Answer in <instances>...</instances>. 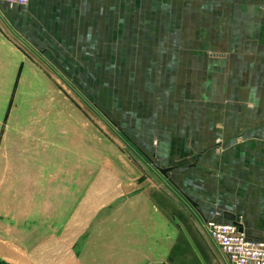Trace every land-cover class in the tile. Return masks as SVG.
Instances as JSON below:
<instances>
[{
    "label": "rangeland",
    "instance_id": "obj_1",
    "mask_svg": "<svg viewBox=\"0 0 264 264\" xmlns=\"http://www.w3.org/2000/svg\"><path fill=\"white\" fill-rule=\"evenodd\" d=\"M241 2L121 0L122 21L106 7L103 29L38 0L28 17L0 16V264H228L199 201L222 179L209 157L225 150L214 90L264 79L221 67L234 30L194 9L229 22ZM205 83L198 124L176 117L161 134L184 101L190 121L194 94L179 86ZM152 163L180 170L165 178Z\"/></svg>",
    "mask_w": 264,
    "mask_h": 264
},
{
    "label": "crops",
    "instance_id": "obj_2",
    "mask_svg": "<svg viewBox=\"0 0 264 264\" xmlns=\"http://www.w3.org/2000/svg\"><path fill=\"white\" fill-rule=\"evenodd\" d=\"M106 1L38 0L40 2L38 9L44 8L45 11L47 6H49V12L51 13H54L53 7L60 14L70 13L74 15V13H81L82 15L84 14L83 18H81L83 23L85 21L94 23L97 24L94 26L95 28L103 29V25H100L98 20L100 19V12L104 13L106 7L113 13V20H116L117 23L122 21L121 0H109L108 5ZM29 3L30 0H28V5ZM199 4L202 3L199 2ZM239 4L241 5H236L230 9V16H232L229 22H220L221 20L217 19V14H215L217 10L213 8L208 10L202 8L203 6L201 7V5H197L194 12L199 13V15L209 12L210 18H212L210 23L216 29L227 25L234 30L233 34L235 36L224 38L227 41L226 44L232 45L231 51L233 53L226 55L225 63H222L221 67L226 69L236 68V70L247 75L246 79L248 81L250 72L259 73L258 77L263 76L262 79H264V0H242ZM6 7L8 6L0 3V16L3 18L5 16L8 20L11 14L10 10H15L16 14H13V16L17 15L20 18L26 15L28 17L29 15V10H24L26 7ZM18 10L23 11V13ZM88 13L90 14L89 17ZM56 18L62 20L56 23L57 28H70L65 24L69 19L68 16H56ZM73 19L72 17L71 21ZM191 22L195 23V21ZM197 22L199 23L200 21ZM89 23L86 24L85 29L90 28ZM222 23L224 24L222 25ZM240 30H244L240 32L241 35H239ZM258 30H260V33ZM250 83L252 84H247L246 87L244 85L234 86L228 84H225V86L216 85L215 87L214 91L222 93L220 98L221 100L224 99V102H220L221 100L218 98L217 101L212 100L210 103L216 104V102H220V104H224V117H218V119L217 112H215L212 118L214 120L218 119L219 124L224 125L220 136L225 141V150L222 154H211L209 157L214 162L213 168L222 174L220 176L222 179L213 181V183L209 181L208 186L204 184L202 189L206 188L208 192L203 196L207 200H198L208 204L204 207L202 213L203 227L205 220H212L217 223L235 222L238 223L248 238L264 240V83L260 85V82L257 83L255 80H250ZM204 86V88H201L196 85L190 89L185 84L179 86L178 93L183 92L184 96H186L184 92L190 93V91H193L194 99L189 104L193 102L194 105H192L193 107H188V116H193H187L190 121L185 120L186 105L184 101L181 107L180 105L177 106V112L171 113L172 118L170 111L166 113L165 116L169 119V125L170 119L174 123L176 117L182 125L185 123L198 124L202 115V105L205 104L204 100H207L206 96L211 88L208 83H205ZM146 90L153 93L152 87ZM185 98H188V96ZM158 123L154 121L155 130H157L156 125ZM210 123H212V120H210ZM170 129L171 125L164 130L161 128V134L168 136L169 139L172 134L169 132ZM165 168H171V171L167 173L168 176L180 170V167L175 169L173 166ZM196 181L197 185L200 186L201 182L199 180ZM214 208L217 215L211 216L209 212Z\"/></svg>",
    "mask_w": 264,
    "mask_h": 264
},
{
    "label": "built area",
    "instance_id": "obj_3",
    "mask_svg": "<svg viewBox=\"0 0 264 264\" xmlns=\"http://www.w3.org/2000/svg\"><path fill=\"white\" fill-rule=\"evenodd\" d=\"M8 7H25L28 0H0ZM209 238L218 246L228 264H264V240L248 238L238 223H217L205 220Z\"/></svg>",
    "mask_w": 264,
    "mask_h": 264
},
{
    "label": "water",
    "instance_id": "obj_4",
    "mask_svg": "<svg viewBox=\"0 0 264 264\" xmlns=\"http://www.w3.org/2000/svg\"><path fill=\"white\" fill-rule=\"evenodd\" d=\"M149 160V159H148ZM149 162L151 163V161L149 160ZM154 168L163 176V177H167V173L171 171V168H161L158 165H156L155 163H152ZM194 206V204H192Z\"/></svg>",
    "mask_w": 264,
    "mask_h": 264
}]
</instances>
